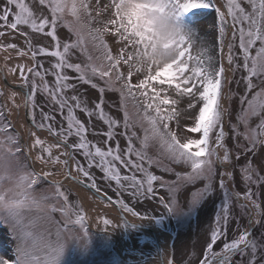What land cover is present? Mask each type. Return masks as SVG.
Instances as JSON below:
<instances>
[{
    "label": "snow or ice",
    "instance_id": "6c2138e0",
    "mask_svg": "<svg viewBox=\"0 0 264 264\" xmlns=\"http://www.w3.org/2000/svg\"><path fill=\"white\" fill-rule=\"evenodd\" d=\"M160 2L167 8L178 33L167 59L157 58L152 50L150 17ZM39 5L45 6L38 9L44 13L42 16L37 15L25 0H4L0 8V52L4 53L0 79L7 80L19 70L18 86L21 89L7 95L11 107L0 102V149L10 150L11 154L23 158L30 173L24 178L29 187L54 190L56 205L53 212L61 216L57 219L59 226H78L88 234V217L83 209L70 202L69 195L62 190L66 184L91 189L97 198L119 205L124 212L139 219L149 218L134 211L123 200L113 201L102 192L91 172L93 168L104 174L105 181H115L118 195L127 192L133 199L154 197L153 182L159 181L160 188L166 189L169 196L167 202L163 196L159 202L169 212L181 208L176 195L183 188L205 182L203 188H197L191 194L188 206L195 207L214 195L218 179L222 200L215 215L216 226L211 229L210 242L206 244L200 264H233L235 255L244 256L249 249L247 264H264V241L258 243L251 239L249 231L264 219L259 192L253 193L248 187L241 194L229 187L233 171H220V168L234 170L241 156L251 153L254 158L244 155L245 185L254 184L257 188L264 185V0H110L103 7H100V0H39ZM213 13L214 22L202 24L204 18ZM189 15L194 19L185 24L184 19ZM60 24L71 33L67 37L70 42L62 43L58 38ZM20 26L31 30V36L26 31L20 32L25 37L27 50L17 43L5 42L14 37ZM209 27L215 36L208 31ZM39 33L56 42L55 50L49 51L50 45L34 48L33 39ZM237 36L242 63L234 50ZM74 49L84 53L87 62L72 61ZM13 53L28 63L9 66L14 59ZM38 56L55 57L56 63L45 68L43 62L37 61ZM241 67L247 75L236 83H246V89L241 96L242 108L237 120L243 124L244 131H238L233 125L232 136L234 140L243 136L247 143L243 147L236 143L230 151L226 146L229 132L225 121L229 111L225 101L233 94L229 86ZM67 70L78 76L70 75ZM48 75L55 78L51 84L45 78ZM253 77H261L259 90L254 92L258 85L253 83ZM16 80L13 76V82ZM78 83L98 89L99 103L90 108L81 99L87 89L82 91ZM106 90L119 92L120 99L113 106L123 112L122 122L105 112ZM38 92L46 95V103L56 107L45 112L43 106L36 103ZM248 93H252L251 98ZM5 95L0 88V97ZM18 96L22 103H16ZM21 107L29 110L36 130L27 128L22 134L15 128L12 117L15 115L17 120L20 119ZM37 107H40V122L36 120ZM77 109L89 117V124L93 116L102 120L107 125L104 133L107 140L103 144L115 140V147L108 146L105 150L90 141L89 127L78 118ZM54 111L60 112L61 121L56 120ZM21 128H24L23 124ZM121 128L123 130L119 131ZM37 130L44 133V139ZM117 136L127 140L125 148L120 146ZM70 137L74 138L72 142ZM134 141L139 142L140 148L135 147ZM149 148L157 149L156 158L148 155ZM77 155L84 158L86 166ZM145 161L149 166L155 164L165 172L174 173L176 179L165 180L152 175L144 167ZM117 162L131 174L122 175ZM136 173L147 178L146 186ZM254 195L256 199H253ZM232 200L246 202L241 207L247 210L250 219L243 230L235 229V238L228 241ZM102 223L108 226L112 220L103 217ZM0 227L14 239L12 253H0V264H18L13 232L4 223H0ZM221 241L220 250H214ZM164 264H172V261L166 260Z\"/></svg>",
    "mask_w": 264,
    "mask_h": 264
},
{
    "label": "rangeland",
    "instance_id": "374dc122",
    "mask_svg": "<svg viewBox=\"0 0 264 264\" xmlns=\"http://www.w3.org/2000/svg\"><path fill=\"white\" fill-rule=\"evenodd\" d=\"M26 3L32 7L33 11L37 13V15H44L43 12L38 11V9H43L45 6L39 5V0H25ZM95 2V0H93ZM110 0H100V7H103L105 3H109ZM4 0H0V8L3 7ZM14 10V6H13ZM49 18L51 17L50 11L47 12ZM95 15V13H93ZM194 19L193 16L190 18L184 19L185 24H190ZM215 20L214 13L209 14L204 18L202 24L211 25ZM2 23V22H0ZM50 29H46L48 31ZM21 31H26L31 34V30L26 26H20L19 30L14 33V37L6 39L5 42L17 43L18 46L24 47L27 50V46L24 43L25 37L20 35ZM201 31L203 35V30ZM208 31L212 36H215L216 33L209 27ZM58 38L61 39V42H70L67 40V37L71 36V33L68 31L66 27L60 24L57 28ZM108 39V37H105ZM74 40L75 37L73 36ZM36 43H39L41 46H49V51L54 50L55 41L51 39V37H46L43 33L35 34V38L33 39L34 48L36 47ZM239 39L237 36L236 40V51L237 56L240 58L242 63V57H240L239 49H238ZM109 45L111 46V42L109 41ZM62 50V48H61ZM217 55L219 54V47L217 46ZM253 50V54H254ZM225 56L227 55V50H225ZM71 60L74 62H87V57L80 52L79 49H74L73 54L71 56ZM37 61L43 62L45 68H50L51 64L56 63V58H46L43 56H38ZM24 62V61H22ZM225 65L227 64L226 59L224 60ZM11 64L10 66H14ZM122 71L124 69H121ZM70 75L78 76L76 73H72L71 70H67ZM19 70L15 74L18 75ZM247 72L243 70L241 67L240 70L235 74V78L233 83L229 86V90L233 93L231 98L226 100L227 108L229 111V115L226 117V126L229 135L226 137V146L231 150L234 149L236 143H239L241 147L246 145V141L243 139V136L238 137L237 139H233L232 136V126L236 125L237 130L240 132L244 131V126L237 120V116L239 115L242 105L240 103L241 96L244 94L246 89L245 84H237L236 81H240L242 76H246ZM50 84L54 82V76L48 75L45 77ZM253 83L257 84L258 87L253 89L254 91L259 90V84L261 77H253ZM95 82V81H94ZM135 82V78H134ZM100 86H103V82H99ZM78 87H81L82 91L87 89L86 93L81 97L82 100L86 101L88 106L94 107L95 103H99V91L98 89H92L90 85H82L78 83ZM252 93H248V97L251 98ZM47 97L44 94L37 93L36 103L38 106H43V110L48 112L50 108H55L56 106L52 105L50 102L46 103ZM120 99L119 92L115 91H107L105 92L104 97V110L113 118H116L122 122L123 120V112L117 111V108L113 106L114 102H118ZM225 104V105H226ZM129 111L132 112L131 102H129ZM36 120L40 122L41 118L39 115L40 107H37L36 110ZM78 118L85 122L86 126L89 127L88 139L93 143H96L98 146H102L107 149L108 146L115 147V140L109 141L107 145L103 144V141L107 140V137L104 133L107 131V125L103 123L102 120H99L96 116L91 118V123L89 124V117L81 112L79 109L76 110ZM53 114L56 117L57 121H61L63 117L61 116L59 111H54ZM66 127V122H65ZM123 129H119L122 131ZM138 133L142 135L137 129ZM196 135V134H193ZM44 139V138H42ZM119 139L120 146L125 148L127 146V140L117 136ZM74 138L70 137L69 141L72 142ZM135 147L140 148V144L138 141H134ZM148 155L156 158L158 153L156 148H149ZM244 155L252 157L251 153H245L241 156L239 164L236 165L235 169H224L220 168V171L231 170L233 171V177L231 181H228L229 187L234 188L236 191L243 194L247 191L248 187L252 188L253 193L259 192V202L261 203V207H264V185L259 186L257 188L256 185H245L243 180V171L242 166L246 163L244 159ZM135 159V156L132 157ZM234 158V157H233ZM77 159L81 161L82 164L86 162L82 156L77 155ZM117 167H120L122 175H130V171H126L123 167L119 165L117 162ZM144 167L148 169V171L152 175H157L163 177L165 180H175L176 176L174 173H169L163 171L162 168L157 167L155 164L149 166L147 161L144 163ZM177 167V166H173ZM177 170H181L177 167ZM92 174L95 176L97 181V186L102 190V192L107 193V196L112 197L116 200H123L129 207H132L134 211H138L142 216L146 215L149 218H145L147 220H152L156 226L165 231H168L172 235L171 239V249H172V263L173 264H200V260L203 259L204 250L206 248V244L210 242V232L211 229L214 228L215 225V215L219 212L218 205L222 200V192L219 190V180H216V191L214 195L208 198L205 202L200 203L195 207H189L188 202L191 199V194L197 188H203L204 181L198 182L196 185H188L183 188L176 195V199L178 204L181 205V208L176 212L167 211L163 205L160 204L159 198L163 196L166 202L169 199L168 193L166 189L160 188L159 181L153 182V188L155 191V196L151 199H145L143 197L139 199L131 198L127 192H120L118 195V189L115 184V181H105L103 177V173L96 168L91 170ZM264 174V173H262ZM137 177L145 182L147 178L142 173H136ZM67 192L69 195V200L73 203L74 206H77L78 209H83L86 216L88 217V225L91 226L94 232L98 233L101 236L94 235L88 230V240L87 244L83 247L76 245L75 243L70 245L65 258L62 264H159L156 259H153L157 255V250L154 244V241L150 235L140 229L130 225L129 223L124 222L123 219L115 220L110 216H107L103 211L93 209L91 213H89L84 204L78 198V195L75 191L69 187V185H65L62 189ZM257 197L254 195L253 199ZM99 203L105 207L115 208L111 203H108L106 200L97 198ZM243 204V202L241 201ZM241 203L232 200L229 204V224H228V235L227 240L231 241L235 238L234 230L240 228L243 230V227L248 225V221L250 217L247 215V210L241 207ZM94 205V204H93ZM131 214V213H129ZM56 218L61 219L59 217V213H56ZM107 217L112 220V224L105 226L102 223V218ZM139 219L138 217H136ZM93 219V223L92 220ZM6 229L0 227V253L11 254L14 248V239L10 238L9 235L5 234ZM251 237H255L258 240V243L264 241V219L261 220L260 223L255 224L252 229ZM258 238V239H257ZM253 239V238H251ZM117 240L121 241V244H117ZM222 247V241L218 242L214 247V250L218 251ZM250 256V249L248 254L244 256L235 255L233 257V264H247V261ZM148 259V260H146Z\"/></svg>",
    "mask_w": 264,
    "mask_h": 264
},
{
    "label": "clouds",
    "instance_id": "9594fccd",
    "mask_svg": "<svg viewBox=\"0 0 264 264\" xmlns=\"http://www.w3.org/2000/svg\"><path fill=\"white\" fill-rule=\"evenodd\" d=\"M150 20L152 50L157 58L167 59L178 33L162 2ZM29 174L22 157L0 149V223L13 232L18 264H62L69 246H85L88 234L78 226H59L54 190L29 187L24 179Z\"/></svg>",
    "mask_w": 264,
    "mask_h": 264
},
{
    "label": "bare ground",
    "instance_id": "6f19581e",
    "mask_svg": "<svg viewBox=\"0 0 264 264\" xmlns=\"http://www.w3.org/2000/svg\"><path fill=\"white\" fill-rule=\"evenodd\" d=\"M3 55H4V53L0 52V63L3 62V60H2ZM13 56H14V59H13V61L9 62V65L10 64H14V63H18V62H22V60L19 57H16L15 54H13ZM23 61H24V63H28L27 60H23ZM13 76H15L17 78L16 82H19V80H18L19 75H17V74H13L12 76H9V78L7 80L10 81V82H13ZM11 91L12 90L10 89V87L7 86V94L5 95L6 98H7V95L10 94ZM14 91L19 92L21 90H14ZM15 99H16V103H18V104L22 103V98L21 97L18 96ZM8 101H9V103L11 105L12 102L10 100H8ZM13 112L15 113V109H13ZM19 117H20V119L17 120V117L14 115L13 116V120H14L13 123H14L15 127L17 129H19L22 132V134H23L25 132V128H26V125H25V122H24V116H23V107H21L20 110H19ZM21 124L24 125V128H21ZM70 186H71V188H73L79 194V196L82 199V201L86 204L87 207H89V210H90V208L92 209V206H93L94 203H96V205H97V201L95 202V199L93 198L94 196L91 195L86 190H84V188H82L79 185L77 186L75 184L70 185ZM97 209H101V210L105 211L108 216L110 214V215H112L110 217H113L115 220H119V216L117 215V213L114 210L110 211L108 209L98 208V206H97ZM125 216L129 220L135 219L130 214H126ZM138 221L141 224H143V226L148 227V228H150L152 230L153 234L157 237V239L159 241V246H160V248L162 250L164 261L168 260L169 253L171 251V239H172V236L169 233L163 231L162 229L160 230V229L156 228L155 225L153 224V222L150 221V220L142 219L141 221L140 220H138ZM147 233H149V232H147ZM119 244H121V242H119Z\"/></svg>",
    "mask_w": 264,
    "mask_h": 264
},
{
    "label": "water",
    "instance_id": "95a60500",
    "mask_svg": "<svg viewBox=\"0 0 264 264\" xmlns=\"http://www.w3.org/2000/svg\"><path fill=\"white\" fill-rule=\"evenodd\" d=\"M26 118H27V120H28V122L29 123H31L30 121H29V115H28V113H26ZM88 190H90V191H92L91 189H88ZM93 192V191H92ZM116 207L118 208V209H120L117 205H116ZM121 210V209H120ZM121 212V214H123V212L122 211H120Z\"/></svg>",
    "mask_w": 264,
    "mask_h": 264
}]
</instances>
